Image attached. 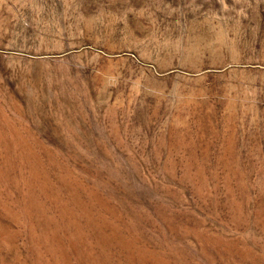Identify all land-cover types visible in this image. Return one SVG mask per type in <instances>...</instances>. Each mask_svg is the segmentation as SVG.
I'll list each match as a JSON object with an SVG mask.
<instances>
[{
    "label": "rangeland",
    "instance_id": "rangeland-1",
    "mask_svg": "<svg viewBox=\"0 0 264 264\" xmlns=\"http://www.w3.org/2000/svg\"><path fill=\"white\" fill-rule=\"evenodd\" d=\"M79 229L264 264V0H0V264H90Z\"/></svg>",
    "mask_w": 264,
    "mask_h": 264
},
{
    "label": "bare ground",
    "instance_id": "bare-ground-1",
    "mask_svg": "<svg viewBox=\"0 0 264 264\" xmlns=\"http://www.w3.org/2000/svg\"><path fill=\"white\" fill-rule=\"evenodd\" d=\"M9 164H11V163H9ZM32 165H34V164H32ZM32 165H30V171H31V175L35 178V179H37V180H39L38 178H40V173L37 171V169L38 168H34ZM28 180V179H27ZM40 182H38L39 183V187L40 188H43V190H44V188H45V183H46V181L44 180V179H41V180H39ZM33 184V183H32ZM31 186V185H30ZM47 186V185H46ZM48 187V186H47ZM30 189V191H29V193H28V195H27V201H26V203H25V205L23 206V210H24V212H26V213H31L32 212V210L34 209V207L35 206H37L38 205V198L36 197L37 195H36V192H35V190H32V188H29ZM46 189V188H45ZM49 189V188H48ZM48 189H46L45 191L47 192V190ZM45 192V193H46ZM54 194V193H53ZM54 196H56L55 194H54ZM53 197V196H52ZM56 197H58V196H56ZM39 203H40V201H39ZM63 204V205H62ZM61 205L63 206V212H64V214H69V212H70V210H69V208H67L65 205H64V202L62 203ZM60 205V204H59ZM43 206V205H42ZM61 206V207H62ZM64 206H65V208H64ZM67 206H69V205H67ZM39 208V207H38ZM43 208V207H42ZM71 209V208H70ZM60 211H61V209H60ZM71 213H72V210H71ZM71 215H73V213L71 214ZM27 216V215H26ZM69 216V215H68ZM30 217V216H29ZM85 217V216H84ZM70 218V217H69ZM90 218V217H89ZM72 219V218H71ZM69 220V219H68ZM58 221V220H57ZM71 221V220H70ZM92 221V220H91ZM91 221H89V224H91ZM100 222V221H99ZM56 223V222H55ZM69 224V223H68ZM97 228V227H96ZM52 232V231H51ZM42 233V232H41ZM40 235V234H39ZM53 235V234H52ZM57 235V234H56ZM76 235V234H75ZM85 235H86V233H85ZM85 235H84V232L82 231V230H80L79 229V233H78V231H77V237H78V239L80 238L81 240L83 239L86 243H90V245H88V246H86V247H88V250L86 251V253H84V258L86 259V256H88L89 257V262H90V264H115L114 263V261L112 260V259H110V252L108 253V251H107V249L105 248V246H106V244H107V242H108V244H109V242H111L110 240H109V237L108 236H106L105 234H104V232H101V231H98V232H96V236H95V238H94V240H92V238H91V240L90 239H87L86 237H85ZM54 236H55V234H54ZM82 236H83V238H82ZM49 236H48V234H47V232L45 231L43 234H42V241H46L47 239H49L48 238ZM51 237V236H50ZM58 237V236H57ZM56 237V238H57ZM41 238V237H40ZM52 239L54 238V237H51ZM75 237H72V239H74ZM89 238V237H88ZM113 238H115L114 236H113ZM75 239H77V238H75ZM110 239H112V238H110ZM117 239V238H116ZM59 240V239H58ZM81 241V242H84V241ZM113 240V239H112ZM115 240V239H114ZM54 241V240H53ZM53 241L51 240V239H49L48 241H46L47 242V245H52V243H53ZM77 240H75V242H76ZM116 241V240H115ZM118 241H119V239H118ZM34 242V241H33ZM114 242V241H113ZM117 242V241H116ZM124 242V241H123ZM59 243V242H58ZM120 243V242H119ZM119 243H117V244H119ZM107 244V245H108ZM128 244V243H127ZM126 244V245H127ZM45 245V244H44ZM87 245V244H86ZM120 245V244H119ZM126 245H124V243L122 244V247L123 246H125V248L123 247V249H127L126 247L128 246H126ZM130 246H128V248H129ZM45 248V247H44ZM40 249V248H39ZM52 251L55 249L54 248V245H52V247L50 248ZM58 249V248H57ZM56 249V250H57ZM86 250V249H85ZM130 250V249H129ZM131 251V250H130ZM127 254V253H126ZM46 256V255H45ZM55 256V261H56V263L57 264H77V263H71L72 261H69V260H67V258L65 257V256H63V254H56V255H54ZM131 257L133 256V255H130ZM39 258H40V256H38ZM37 257V258H38ZM112 258V257H111ZM128 258H129V256H128ZM129 259H131V258H129ZM141 258H139V260H138V263L137 264H142L140 261L141 260H143V259H141ZM78 260V259H77ZM80 260V259H79ZM132 260V259H131ZM131 260H129L128 261V263L129 264H133L134 262H131ZM38 261V260H37ZM39 264H47L46 263V260L43 258V259H41L40 260V262H38ZM144 263V262H143ZM83 264H85V263H83Z\"/></svg>",
    "mask_w": 264,
    "mask_h": 264
}]
</instances>
